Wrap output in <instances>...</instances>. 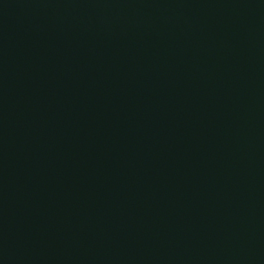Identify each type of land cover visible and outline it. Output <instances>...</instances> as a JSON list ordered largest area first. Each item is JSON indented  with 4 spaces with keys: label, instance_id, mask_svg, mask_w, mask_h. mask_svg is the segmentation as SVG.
I'll return each mask as SVG.
<instances>
[{
    "label": "water",
    "instance_id": "water-1",
    "mask_svg": "<svg viewBox=\"0 0 264 264\" xmlns=\"http://www.w3.org/2000/svg\"><path fill=\"white\" fill-rule=\"evenodd\" d=\"M0 264H264V0H0Z\"/></svg>",
    "mask_w": 264,
    "mask_h": 264
}]
</instances>
